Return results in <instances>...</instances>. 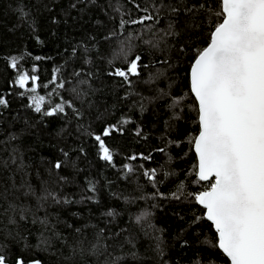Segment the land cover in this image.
I'll return each mask as SVG.
<instances>
[{
  "label": "trees",
  "instance_id": "obj_1",
  "mask_svg": "<svg viewBox=\"0 0 264 264\" xmlns=\"http://www.w3.org/2000/svg\"><path fill=\"white\" fill-rule=\"evenodd\" d=\"M218 2L0 0V97L7 100L0 105V255L7 264L18 257L25 264H229L194 200L210 181L196 175L190 65L209 42L216 18L208 9ZM169 25L173 34L158 48L145 43ZM137 55L138 76L113 74ZM24 72L39 78L43 111L59 103L65 111L35 112L33 93L15 83ZM111 125L117 130L103 137ZM95 135L113 152L111 163L99 158ZM152 169L154 183L144 175Z\"/></svg>",
  "mask_w": 264,
  "mask_h": 264
},
{
  "label": "snow or ice",
  "instance_id": "obj_2",
  "mask_svg": "<svg viewBox=\"0 0 264 264\" xmlns=\"http://www.w3.org/2000/svg\"><path fill=\"white\" fill-rule=\"evenodd\" d=\"M208 12L216 22L211 26L207 46L197 51L189 75L199 125V133L192 141L198 157L196 175L200 181L210 183L194 195V200L205 209V218L217 234L215 247L230 264H264V0H219L218 9L209 8ZM152 19L149 15L132 23ZM124 23L121 20V27ZM171 28L169 25V31L158 40L145 43L158 48L166 36L173 34ZM121 53L127 59L123 49ZM140 61L137 55L126 69L118 68L113 74L128 81L130 76L139 75ZM11 66L17 67L16 58ZM38 79L24 72L15 83L33 93L29 106L41 113L46 97L36 94ZM29 80L32 86L27 88ZM58 87L63 88V83ZM177 103L174 98L172 106ZM0 105L7 106V100L0 97ZM64 111V103H59L43 114L51 117ZM113 130H117L116 125L105 128L102 136H110ZM102 136L95 135L99 158L111 163L113 152ZM61 166L60 161L55 163V168ZM125 168L129 173L133 171L131 165ZM144 175L155 182V169ZM182 189L181 183V195ZM172 196L180 198L177 193ZM143 215L146 214L138 216L137 221ZM200 219L196 217L194 222ZM0 264H7L4 255H0ZM16 264L25 261L18 257ZM29 264L41 262L33 260Z\"/></svg>",
  "mask_w": 264,
  "mask_h": 264
},
{
  "label": "water",
  "instance_id": "obj_3",
  "mask_svg": "<svg viewBox=\"0 0 264 264\" xmlns=\"http://www.w3.org/2000/svg\"><path fill=\"white\" fill-rule=\"evenodd\" d=\"M195 150V149H194ZM197 156V155H196ZM197 159H198V157H197ZM205 182H208V181H205ZM201 207H203L202 205H200ZM215 229V228H214ZM229 264H230V261H229Z\"/></svg>",
  "mask_w": 264,
  "mask_h": 264
}]
</instances>
